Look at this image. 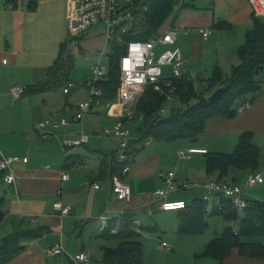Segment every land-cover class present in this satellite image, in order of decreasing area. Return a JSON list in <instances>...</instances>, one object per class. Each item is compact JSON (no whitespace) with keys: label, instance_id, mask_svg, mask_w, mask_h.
I'll use <instances>...</instances> for the list:
<instances>
[{"label":"crops","instance_id":"obj_1","mask_svg":"<svg viewBox=\"0 0 264 264\" xmlns=\"http://www.w3.org/2000/svg\"><path fill=\"white\" fill-rule=\"evenodd\" d=\"M69 1L17 0L15 8L9 9L7 0H0V151L6 157L19 159L13 171L20 193L18 196L15 189L4 182L0 185V198L4 200L0 245L6 237L15 233L37 235L24 241L23 252L8 264H71V258L81 254L89 256V264H104L105 248L117 246H109L104 237L100 222L102 215L119 222L122 212L131 213L140 221L141 230H145L147 227L142 217L153 220L157 213H173L161 211V202L154 197L157 190L168 188V174L175 173V186L179 188L170 195L169 200L190 204L203 199L205 191L182 190L184 185L219 181L217 175L212 177L207 173V154H197L191 161H182L178 155L182 150L178 153L175 150L173 154L168 143L158 142L156 145L152 142L145 153L146 150L143 152L140 148L132 150L136 142L131 138V151L138 153L130 164L129 173L123 174V181L131 186L133 197L131 202L113 200L110 183L117 172L113 155L118 150V144L115 141V147H110L109 140L114 138H109L105 133L108 125L114 128L121 116L125 115L126 108L120 113H116L118 108L111 111V107L118 103L119 94L114 103L104 104L100 101L99 105H94L84 119L83 127L73 121L77 107L91 101L92 90L87 84L94 81L93 68L97 64L89 63L83 68L86 76L81 82L85 86L72 89L68 95L64 93L67 86L14 100L11 95L14 87L29 88L48 79L50 69L60 57L62 45L71 41L67 26ZM190 1L188 4L184 0L183 6L165 25L162 34L169 29L178 32V46L184 54L185 70L197 72L199 81L203 79L202 72L212 74L220 69L219 66L212 69L213 53L207 50L206 44L211 41L212 44H220L222 32L232 35L234 42L239 43L242 39L245 43L247 32L253 27L254 16L248 0H201L199 8L195 6V0ZM218 25L225 27L220 29ZM204 28L213 30L207 41L201 34ZM70 46L71 49L79 47L81 55L86 57L96 54L99 57L103 53L104 60L106 50L111 45L106 38L105 27L103 30L94 27L80 36L75 47L71 43ZM165 49L163 46L157 47V54ZM110 55L109 65L102 61L108 68ZM75 70L76 60L73 72ZM170 74L167 69L166 75ZM73 78L71 76L70 83H78ZM99 108L106 111L104 115ZM168 112L166 109L165 113ZM241 114L232 120L218 118L210 121L207 132L198 141H190L185 150L201 149L214 153L210 150V143L205 145L203 142L213 132L227 137L231 134L234 138L238 137L239 142L243 133H253L251 130L254 126L256 132L257 126L262 124L261 133L264 135V91L255 106ZM64 119L69 121V125L55 129L52 124ZM141 120L144 121L143 115ZM81 131L89 136L90 142L72 149L67 155L63 143L79 140ZM151 140L154 141L149 139L148 142ZM24 159H29V162H23ZM180 161L190 163L186 170H181ZM223 182L239 185L234 174ZM95 184H101L104 189L94 190ZM57 202L70 209L68 216L62 218L55 211ZM148 228L152 232L160 231L159 227ZM59 242L66 246L67 255L56 256L53 253L54 246ZM225 264H264V260L244 258L236 250Z\"/></svg>","mask_w":264,"mask_h":264},{"label":"trees","instance_id":"obj_2","mask_svg":"<svg viewBox=\"0 0 264 264\" xmlns=\"http://www.w3.org/2000/svg\"><path fill=\"white\" fill-rule=\"evenodd\" d=\"M181 0H137L135 5L138 12L135 14V24L132 30L123 35H118L122 43L111 44L110 66L108 80L100 84L103 97L100 101L104 104L116 102L121 83L120 63L126 55V46L132 41H151L162 35L161 29L176 15ZM222 29L224 25H218ZM71 41L62 45L60 57L55 66L50 69L48 79L33 87L26 88L24 95L44 93L64 89L70 83L72 72L75 69V57L70 46ZM237 56L240 65L234 67L230 77L225 78L220 69H217L207 88L218 90L227 87L221 101L211 104L209 99L199 98L196 90L188 82H178V100L182 108L174 110L171 118L164 119L160 112L166 104L161 95L149 90L141 99L137 113L144 116L145 127L143 133L147 134L143 140L153 139L157 142L172 143L179 140L196 142L208 129L210 121L218 118L232 120L239 114L238 108L242 103L249 101V96L259 92L257 70H264V23L254 17L253 27L247 32L245 43L238 49ZM198 97V103L190 106V102ZM252 104L254 101H249ZM237 106V107H236ZM239 106V107H238ZM255 134L243 133L236 150L232 154L207 153V173L218 182L227 181L235 171H258L261 149L254 143ZM138 151L130 152V165ZM114 156V155H113ZM116 174L123 180V167L117 166ZM113 175V176H114ZM4 173L0 172V185L4 182ZM236 181V180H234ZM220 208L209 215L206 211L207 204L203 200L187 203V208L177 211L179 222L178 231L183 236L203 235L209 225V216L221 217L229 226L220 238L212 240L205 248L202 257L213 259L220 264L231 257L234 251H239L244 258L264 260V246L244 243V238L264 237V203L251 201L250 207L243 211V217L236 210L232 202L220 197ZM4 200L0 198V226L2 224ZM135 216L126 213L119 221H112L111 230L104 237L118 242L115 248H105L104 264H145V253L141 242L143 234L136 232ZM241 222L239 235H235L230 226L232 223ZM118 229L119 234L113 235L111 231ZM143 231V229L141 230ZM30 233H15L6 237L0 245V264H8L16 259L24 250V241L36 238Z\"/></svg>","mask_w":264,"mask_h":264},{"label":"built area","instance_id":"obj_3","mask_svg":"<svg viewBox=\"0 0 264 264\" xmlns=\"http://www.w3.org/2000/svg\"><path fill=\"white\" fill-rule=\"evenodd\" d=\"M17 0H7L8 8L14 9ZM137 0H70L68 11V35L71 40L72 47L78 44L80 36L88 30L103 24L105 26V35L111 45L114 42L121 44V39L118 40V35L129 33L135 24V14L138 12L136 8ZM252 9L253 16L258 19L264 18V0H248ZM184 0H181L179 7H182ZM204 41L211 38L212 29L204 28L201 30ZM165 47V51L157 54V47ZM126 55L122 58L121 68V83L119 87V100L117 105L111 107V111L118 108L116 113H120L125 108H131L133 112L128 115H122L120 121L116 124L113 130H107L105 135L113 137L118 143V150L114 154V165L123 167V174H128L130 165L131 138L132 134L128 129V123L134 119L137 113V107L147 91L153 90L155 93L165 98L166 103L175 102L178 100L179 87L178 82L185 81L195 87L198 83L197 72H187L185 70L184 54L178 46V32L169 29L157 39L145 41H132L126 46ZM103 53L99 54V62L93 68L94 81L87 84L91 88V101L82 103L77 107L74 123L83 127V122L86 116L91 112L94 105L100 104V99L103 97V90L99 87L101 82H105L109 75V68L102 63ZM169 69L170 76L166 75V70ZM83 83H69L64 93L68 95L74 88L84 87ZM26 88L14 87L11 90V95L14 100H19L24 96ZM253 104L246 101L238 108L239 114L252 109ZM166 109L161 110V114L165 113ZM49 124V123H48ZM55 129L68 126L69 121L66 119L52 124ZM44 138H48L45 136ZM90 142L89 136L81 131V138L77 141H65L63 148L67 155L74 148L83 146ZM151 140L148 144H151ZM208 151L201 149H190L188 151L179 152V159L182 161H191L195 155H206ZM18 158L6 157L0 151V172L4 173V183L15 189L18 196L20 195L16 176L13 171V166L18 162ZM23 162L28 163L29 159H24ZM175 173L168 174L166 178L167 189L157 190L154 193L156 200L161 202V211L177 212L187 208L185 201H171L169 197L172 193L179 191L175 186ZM264 185V176L261 174L250 175L243 185H236L229 182L208 181L205 184L189 183L183 186L182 190H204L205 196L202 199L207 204V213L211 215L215 209L220 208V204L214 202V198L224 197L230 200L236 210L243 212L250 207V202L245 198L249 190ZM94 190L100 191L104 187L101 184H95ZM110 191L113 195V200L118 202H131L133 191L131 186L123 181L118 175L111 178ZM56 212L60 216L66 217L70 214V209L65 208L62 202H57L54 205ZM126 213L122 212V218ZM121 218V219H122ZM101 229L104 233L111 230L112 220L108 215L100 217ZM136 232L141 233L140 221L135 220ZM113 235H118V229L111 231ZM235 235H239L238 231H234ZM161 250H168L169 245L162 243ZM53 253L56 256L67 255V249L63 242H59L53 248ZM71 264H89L90 258L87 254H81L71 258Z\"/></svg>","mask_w":264,"mask_h":264},{"label":"rangeland","instance_id":"obj_4","mask_svg":"<svg viewBox=\"0 0 264 264\" xmlns=\"http://www.w3.org/2000/svg\"><path fill=\"white\" fill-rule=\"evenodd\" d=\"M187 3L190 4L191 1L187 0ZM200 3H201V0H195L196 7L199 8ZM262 22L264 23V19H262ZM104 27L105 26L101 24L98 27H95V29L103 30ZM163 30L164 28L161 29V32ZM233 40H234V37L232 35H229V33L227 32L226 33L222 32V38L220 40V44L218 45L212 44V41L206 44L207 50L211 52V54L213 53L214 60H212V63H211V66L213 67L212 69H215V67L219 66L225 78L230 77L233 68L240 65V60L237 56L238 48L236 47H240L244 43V40L242 39L239 40V43H237L236 41L234 42ZM230 42H233V44ZM72 51H73V54L76 60V70L75 72H72L71 76L74 77L73 79L76 80L78 83H82L81 81L84 80L83 77L86 76L85 72L83 71L84 70L83 68L89 66L90 64H97L99 61L98 59L99 57L97 56V54L94 57L83 56L81 55L79 47L72 48ZM111 51H112V48L111 46H109V48L106 50V57L104 58V60H102L103 63L106 65H109V55ZM213 73L215 74V72ZM213 73L207 74L205 71L202 72L201 77L203 79L200 78L197 85L194 87V89L196 90V93L198 94L197 96L199 98L204 97L206 99H209L217 91V90L216 91L210 90L207 88L208 83L214 76ZM258 82H259V86L264 87V70L262 71V74L258 77ZM263 91H264V88L263 90L257 92V94L249 96V101H254L253 107L255 106L256 102H258L260 97H262ZM198 97L190 102V106H194L198 103ZM182 107L183 106L181 105L180 101L168 103L165 109L169 110V112L163 113L162 117L164 119L165 118L169 119L171 118L174 110H179ZM99 110L101 114L103 115L106 112L105 110H102L101 108H99ZM128 111L133 112L131 108L129 107L126 108L125 109L126 116L128 115ZM240 116H242V114H238L236 118ZM260 119H262V117ZM143 127H145V123L143 120H141V115L139 113H136L134 119L128 123V129L130 130L132 134V139L136 142L133 145L132 150L134 148H140V149H143V152L146 150L145 153H147L150 148L148 145L149 139L143 140L147 134V130L143 134L139 133V130ZM255 127L256 126L252 127L251 131L255 133L254 143L261 149V158H260L258 171L254 174H261L264 176V135H262L261 133L262 124H259L257 126L256 132L254 131ZM107 129L112 130L113 127L108 125ZM214 133L215 132L209 135L210 137H206L203 140L205 145L207 143H210L211 151H213L214 153L217 152V153H222V154H232L235 152L236 147L238 145V137L234 138V136H232L231 134L227 137V136L218 135ZM109 138H112V137H109ZM109 141H110L109 143H111L110 147H115L117 141L115 139L114 140L110 139ZM153 142L156 145L159 144L157 141H153ZM189 143L190 141H187V140H179L176 142L168 143L167 146L169 147V150L170 149L173 150L172 153L175 154L176 153L175 150H177V153L179 150L183 151L186 149V146H189ZM188 164L190 163L180 161L179 165H180V168L182 167L181 170H186V167ZM233 174L237 177L236 183H238L239 185H243L245 181L247 180L248 176L251 174V171H235ZM183 192H186V191H183ZM247 195H248L247 197L248 200L264 203V185L249 190ZM214 201L218 204H221L222 199L214 198ZM240 215L241 217H243L244 216L243 212H240ZM176 218H177V212H173L170 215L157 213L155 214L153 220L151 219L148 220L146 219V217H142V220H144V224L147 227L145 230L143 229L142 231L143 237L141 240L143 244V248H144V253H145V264H220L219 262L213 259L202 257V255L205 251V248L209 245V243L212 240L220 238L223 235L225 228L229 226V224H227L225 220L221 217L209 216L207 219L209 227L203 235L183 236L179 234V231H177L179 227V222ZM230 226L232 227V229L238 230L239 232L241 228V222L239 221V222L232 223ZM148 227H152V228L159 227L160 231L152 232L151 230H148L150 229ZM1 241H2V238H0V243ZM162 241H165L168 243L170 251L168 250L162 251L159 249ZM107 242H108V245L110 246L111 244L112 247H115L118 245V242L115 240L107 239ZM243 242L253 244V245L254 244L264 245V237L244 238Z\"/></svg>","mask_w":264,"mask_h":264},{"label":"water","instance_id":"obj_5","mask_svg":"<svg viewBox=\"0 0 264 264\" xmlns=\"http://www.w3.org/2000/svg\"><path fill=\"white\" fill-rule=\"evenodd\" d=\"M260 75H261V70L258 69V70H257V73H256V76L259 77ZM227 89H228V86H227V87H223V88L218 89V90H217V91H216V92H215V93L209 98V102H210L211 104H215V103L221 101L222 98L224 97V94H225V92H226ZM258 90L261 91V90H262V86H259ZM139 133H140V134H143V128H141V129L139 130ZM132 143H133V142H131V145H132Z\"/></svg>","mask_w":264,"mask_h":264}]
</instances>
